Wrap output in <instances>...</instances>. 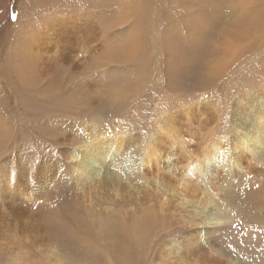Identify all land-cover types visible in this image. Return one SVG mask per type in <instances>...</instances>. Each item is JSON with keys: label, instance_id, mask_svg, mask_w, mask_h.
Wrapping results in <instances>:
<instances>
[{"label": "rangeland", "instance_id": "obj_1", "mask_svg": "<svg viewBox=\"0 0 264 264\" xmlns=\"http://www.w3.org/2000/svg\"><path fill=\"white\" fill-rule=\"evenodd\" d=\"M260 104L264 0H0V264H172L186 193L226 216L202 264H264V158L189 173Z\"/></svg>", "mask_w": 264, "mask_h": 264}, {"label": "bare ground", "instance_id": "obj_2", "mask_svg": "<svg viewBox=\"0 0 264 264\" xmlns=\"http://www.w3.org/2000/svg\"><path fill=\"white\" fill-rule=\"evenodd\" d=\"M247 120L246 126L242 128V131L238 132L235 137L234 152L237 153L235 156L224 152L221 153L219 146L213 144L210 151L204 156L202 160L203 164L200 163L191 167L189 173H193L194 171L201 172L204 167L208 169L214 162L218 163L216 165L231 172L234 167L238 166L239 154H248L253 159H263L264 104L252 108L251 114H249ZM114 148L115 144L104 145L102 143L99 145L95 140L87 137L85 141L82 142L81 146L70 153L69 160L73 162V169L74 171L77 170L81 179L96 180V182L98 181V183L101 184V175L106 172V170L104 171L103 169V162L111 157ZM219 153H221V155ZM108 174L107 172L105 176ZM103 183L105 184L106 180H104ZM113 185L114 192L118 193L120 191L119 187L116 186L117 184L115 183ZM211 195L212 194H202V198H200L201 193L197 196L193 194L188 195L187 193L184 194L182 204L190 205L189 207L192 208V216L195 214L194 219L197 217L201 218L200 226H202L203 229H195L188 232L186 235L162 247L161 250L165 253L166 257L172 261V264H202L201 261L205 257H201V253H207L204 247L208 249L211 247L212 234L219 231L218 224L220 220H226V216L217 208L218 206L215 205L216 202ZM185 198H189V201H186ZM212 209L214 210L213 212Z\"/></svg>", "mask_w": 264, "mask_h": 264}]
</instances>
